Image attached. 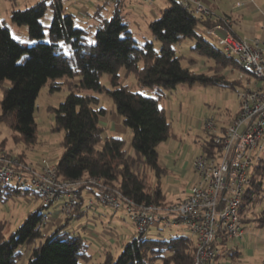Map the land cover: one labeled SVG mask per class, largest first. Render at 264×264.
Listing matches in <instances>:
<instances>
[{
    "label": "trees",
    "instance_id": "trees-1",
    "mask_svg": "<svg viewBox=\"0 0 264 264\" xmlns=\"http://www.w3.org/2000/svg\"><path fill=\"white\" fill-rule=\"evenodd\" d=\"M168 1V6L149 23V33L160 43V50L153 42L135 38L121 2L113 4L109 16L102 15L99 8L86 22H79L63 0H41L29 8H13L11 20L28 27L29 38L35 42L31 45L14 38L0 19V121L8 123L15 140L27 146L37 144L35 110L42 88L49 85L51 93L68 90L65 100L54 109L53 130L64 133L62 154L52 161L61 180L97 177L137 205L168 204L162 181L167 170L158 147L170 138L172 122L162 99L180 85L237 91L242 87L239 80H230L225 74L229 67L237 66L236 62L202 34L207 28L223 24L225 18L202 20L178 0ZM201 1L210 7L211 0ZM104 3L102 7L110 4ZM50 9L52 22L46 32L43 20ZM226 27L235 35L231 26ZM186 40L194 43L192 56L210 64L207 70H196L191 60L184 64L185 57L177 54L175 45ZM104 74L108 75L109 86L101 81ZM129 76L135 79L132 87L124 82ZM99 94L112 99L122 125L131 131V152L124 138L106 136L102 117L107 110L100 106ZM207 133L202 154L212 155L220 145L216 134ZM14 158L25 160L23 155ZM263 178L264 158L255 167L254 179L244 192L240 210L243 223L248 221L243 215L262 197ZM22 190L18 185L2 184L0 199L7 200ZM84 190H80L82 210L87 203ZM50 206L42 205L30 212L9 236L5 233L7 223L0 222V264H18L24 258L25 264H91L90 244L68 225L83 214L93 213L96 207L77 217H66L63 224L45 233L48 215L44 209ZM255 220L264 228V209ZM151 229L135 235L117 257L107 250L99 264H193V239L179 234L152 237ZM221 256L225 260L237 259L239 252L227 248Z\"/></svg>",
    "mask_w": 264,
    "mask_h": 264
},
{
    "label": "built area",
    "instance_id": "built-area-1",
    "mask_svg": "<svg viewBox=\"0 0 264 264\" xmlns=\"http://www.w3.org/2000/svg\"><path fill=\"white\" fill-rule=\"evenodd\" d=\"M92 1L117 4L124 0ZM144 1L153 3V0ZM178 2L199 19H214L212 11L200 0ZM226 26L232 27L227 18L223 24L207 28L204 32L237 64L232 70L240 72L238 80L242 83L237 91L239 112L222 134L216 136L220 145L216 152L200 154L193 159L195 180L184 199L163 206L137 205L118 189H109L101 178L61 180L50 160L23 162L12 157L2 145L0 183L20 186L35 194L45 206L64 201L60 212L66 217L92 211L97 199L99 204L114 211H124L135 226V235L150 228H183L195 242L193 264H229L221 253L229 248L230 241L243 244L245 232L240 213L243 196L254 179L255 167L264 158V40L240 39ZM204 127L209 132L216 129L213 119H206ZM82 188H85L83 193L91 197L83 210L80 200Z\"/></svg>",
    "mask_w": 264,
    "mask_h": 264
},
{
    "label": "rangeland",
    "instance_id": "rangeland-1",
    "mask_svg": "<svg viewBox=\"0 0 264 264\" xmlns=\"http://www.w3.org/2000/svg\"><path fill=\"white\" fill-rule=\"evenodd\" d=\"M39 1L41 0H0V19L10 28L14 38L19 39L28 45L35 43L29 38L28 27L26 25L18 26L14 24L11 20V11L13 8H29ZM78 1L79 0H63L65 6H69V3H75ZM90 1L92 0H80L79 2L91 6ZM168 4V0H153V5H155V7L157 5L161 6L162 9L166 8ZM208 8L210 9V7ZM151 9L152 6H149L144 0H139L133 1L131 5L126 6L122 10V13L123 15H126V19L130 22L131 31L136 39L142 42H153L156 49L160 50V43L149 33V23L152 21ZM43 21L46 25V32H48V27L52 22L51 9L48 10ZM202 34L207 40H211L205 32L202 31ZM193 46L194 43L190 40L184 41L181 45H175L177 54L185 57V65L189 61V56L193 54L191 52V47ZM198 59L199 61H202L201 58ZM209 65L210 64L207 63H200L195 69L198 71H205ZM225 74L230 77V80H238L240 77V72H233L232 67L225 70ZM101 81L105 86H109L107 74L102 76ZM126 82L131 87L135 85V79L133 76H129ZM136 89L138 88L136 87ZM67 94V88L55 93L50 92L49 85L42 88L40 95L36 100L35 110L38 130L37 144L27 146L23 142H17L14 138L15 134L9 127L8 123L0 121V145H2L13 157L23 155L25 158L24 162L39 163L43 159L56 162L63 151L62 142L64 133L53 130L55 124L54 109L65 100ZM98 96L100 98V106L105 108L108 114L112 113L113 115H116L112 99L106 94H99ZM2 99L3 91L0 89V114ZM161 103L169 113V118L172 122V134L170 138L158 147L160 160L164 164L167 162L169 163V158H182L191 161L195 157L204 153L202 150V143L209 137L206 132L207 129L204 127L205 120L213 119L214 121L216 129L214 132H210V134L221 135L223 129L228 126L230 120L239 112V98L235 88L201 85L190 88L185 85H180L176 90L167 92ZM102 123L104 124V122ZM126 130L128 135L122 134L119 135V137L126 140L127 148L131 152L130 144L132 133L129 129L126 128ZM107 135L108 132H106V136ZM171 176L172 178H169L168 175L162 177L163 186L165 191L167 190L166 193H169L168 186H172V183L175 182L173 177H176L177 175L172 173ZM1 186L2 183H0V187ZM175 197L176 196L170 194L167 196V200H173ZM63 203L64 201L54 203L50 207L45 208L44 213L49 216L56 211H60V207ZM88 203H86V205ZM94 203H96V208H105V210H100L102 215L99 217L96 216L97 219L94 220L93 214L89 212L88 214L71 221L68 225V229L73 231L76 228L82 229L85 227L86 229H83L87 235L89 234L87 231L88 229H92L98 234L104 235L102 239L108 245V247L105 248L108 251H112L113 256L117 257L123 251L124 246L133 239L135 234L134 224L124 211L114 212L109 207L100 206L97 199L94 200ZM42 205V201L39 200L35 194H32L25 189L20 193L13 194L7 200L0 199V222L7 223L5 226L6 235L9 236L23 223L24 219L30 212L37 210ZM263 209L264 192L262 193L261 199L243 215L248 219L247 222L243 223L245 232L243 244H238L235 240L228 243L230 249H237L239 257L237 259L229 258L226 260L227 263L264 264V228L260 227L255 220ZM63 218L65 219L64 216ZM153 230L152 237L160 235V237L163 238H171L178 234H185L187 237L189 236L188 231L183 228ZM98 241L99 240L95 236L91 238L89 249V253L93 257L91 264H99L105 258L104 254H101V261L96 257L101 247ZM28 253L29 252L26 253V256ZM26 260L27 259L24 258L18 264H25Z\"/></svg>",
    "mask_w": 264,
    "mask_h": 264
},
{
    "label": "crops",
    "instance_id": "crops-1",
    "mask_svg": "<svg viewBox=\"0 0 264 264\" xmlns=\"http://www.w3.org/2000/svg\"><path fill=\"white\" fill-rule=\"evenodd\" d=\"M79 1L75 3H69L68 6L71 9V13L75 15V17L77 18V20H79V22L91 21L92 19L90 18V14H93L99 8H101L100 11L104 16H109L113 10V4H106L105 6L102 7V5L105 4L104 2L95 3L94 1H90L91 2L90 3L91 6H90V5L82 4ZM133 1H139V0H124L123 2H121L122 10L126 6L131 5ZM238 3H241V5H238ZM149 6H152L151 17L153 20L159 16V13L162 10V8L161 6L158 5L156 6L158 8H156L155 5H153V3L149 4ZM209 6L214 13V18L216 17V19L218 18L231 19L232 29L236 37L249 41H252L254 39L264 40V0H211ZM198 58L199 57H193L192 55H190L188 60L194 61L195 66H199L200 63L205 64V61H203L202 58H201L202 61H199ZM126 81L127 79H125L124 81L127 84ZM168 117H169V113H168ZM102 121L106 126L108 137L110 136L119 137V135L122 134L128 135L126 128H124V126L122 125L121 119L117 114L113 115L112 113L108 114L107 112L106 116L102 117ZM206 132L209 131L207 130ZM168 161L169 163L167 162L166 164L161 162L163 167L167 170L168 177L172 178L171 176L172 173L176 174L177 176L173 177L175 179V182L172 183V186H168L169 193H166L167 190L165 191L164 188V194L166 198L170 194L176 196L173 200H167V202L169 203H174L184 199L187 196L190 187L194 183L195 172L192 166L193 160L189 161L187 159L185 160L182 158H178V159L169 158ZM90 199L91 197L85 193L84 201H87L88 203ZM101 209L102 208L100 207L94 209L92 213L94 216L93 217L94 220L97 219L96 216L99 217L102 215V213L100 212ZM102 210H105V208ZM63 216L64 215L60 211H56L54 214L49 215L48 221L46 222V225L44 227V232L49 233L53 231L60 224H63L66 220V216H64L65 219L63 218ZM83 228L86 229L85 227ZM83 228L82 229L76 228L73 231H79L89 244L93 236H95L99 240L98 243L101 245V247L96 257L101 261V254H105V252L107 251L105 247H108L106 242H104L102 239L104 235H100L97 232L93 231L92 229L87 230L89 232V234L87 235L85 234ZM153 229H151V233H153L154 231ZM134 237L135 234L133 238Z\"/></svg>",
    "mask_w": 264,
    "mask_h": 264
}]
</instances>
